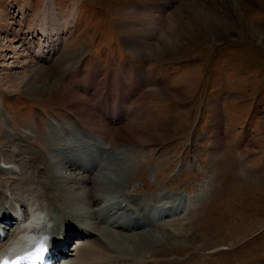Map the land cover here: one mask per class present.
Listing matches in <instances>:
<instances>
[{
  "label": "rangeland",
  "instance_id": "374dc122",
  "mask_svg": "<svg viewBox=\"0 0 264 264\" xmlns=\"http://www.w3.org/2000/svg\"><path fill=\"white\" fill-rule=\"evenodd\" d=\"M149 1L0 0V204L13 205L12 189L23 171V177L33 172L28 156L34 153L42 169L52 164L63 176L81 171L96 181L91 194L100 201L77 205L71 223L113 231L93 236L103 234L100 240L129 264H264V0H232L230 11L231 0L199 1L219 20L181 9L173 22L184 1L160 2L163 8L143 15L146 21L157 16L150 27L137 18L155 6ZM31 24L40 35L33 36ZM151 28L150 40L130 42ZM169 38L180 47L160 51ZM11 43L27 54L26 67L23 57L11 59ZM37 67L98 111L112 129L108 141L84 124L78 128L90 135L78 130L74 103L14 92L12 83ZM142 134L149 142L139 140ZM53 144L68 148L50 150ZM65 150L82 155V169L61 168L57 155ZM5 163H15L16 174L3 171ZM84 183L65 184L87 189ZM179 196L199 198V208L187 215ZM175 201L182 214L143 227L155 240L133 249L127 239H116L139 231L123 214L133 218L131 204L153 218L154 207ZM85 231L67 240L66 252L81 248Z\"/></svg>",
  "mask_w": 264,
  "mask_h": 264
},
{
  "label": "bare ground",
  "instance_id": "6f19581e",
  "mask_svg": "<svg viewBox=\"0 0 264 264\" xmlns=\"http://www.w3.org/2000/svg\"><path fill=\"white\" fill-rule=\"evenodd\" d=\"M153 1L158 4L154 3L155 6L151 5L150 7L144 10L143 14L137 16V18L140 17V19L142 20L141 23L145 25L147 24V22L150 23L149 27L154 24L153 23L154 18L157 19V16H153V17L150 16L149 20L146 21L143 15H145L146 13L152 15L155 9L159 10L161 9V7L163 8L164 5L161 7L159 6L160 2H164L165 4L170 5L169 2L172 0H153ZM183 1H184V6L177 8V10H175L176 12L173 13L172 22L177 20L176 17L179 18V11L181 9H185L192 12L194 18L197 19L199 18L204 19L207 17L217 18L214 15V13L207 11L204 8H201L197 3L199 1L201 2L204 1L206 2V4L218 5L219 3H217L215 0H198V1L183 0ZM149 3H153V2L149 1L148 4ZM228 3L229 6L226 7L225 10L228 9V11H230L235 7V5L233 4L232 0L229 1ZM233 11L234 10H232V12ZM135 16L133 17V19L136 20ZM217 19L219 20V17ZM44 28H46V25H44ZM44 28H42L41 31L47 37L48 32ZM153 30L154 29L151 28L146 30V32L144 31L145 37H140L138 35L129 38L130 42L132 44L133 42L138 44L144 38L146 40L148 39L150 40V38L148 37L149 35L153 37L155 36ZM254 32L258 34L257 31ZM143 34L144 33H142V35ZM130 35H132V33ZM167 40L168 42L166 45H164L163 43V46L161 48L159 47L161 49L160 51L165 49V47L167 46H176V45L179 46V40H174L173 38H169ZM207 40H209V38ZM10 48H12V53H13L12 58L10 57L11 59H13L14 57H17L16 59L22 57L24 60L28 59L26 58V56H24L27 55L25 52H23L22 55L17 52V50L18 51L21 50V47L19 48V46L18 47L13 46ZM18 54H20V56ZM27 63L28 61L25 60L23 63V67H26ZM15 86L16 89L14 90V92L17 94L23 92L24 94H27V96L31 95L34 96L35 98L54 99L63 102L62 104L65 103V105L74 103L72 105L76 107V110H74L75 112L73 113L76 115L81 114L80 116L81 120H78V117L76 115L72 116L74 117L73 120L77 122V127L78 125L81 127V124H84L86 125V127L90 128L93 131V133L97 135V137H99L101 140L105 142L108 141L107 137L110 134V132H112V129H108L106 125L102 123L104 120L101 122L96 117V115L93 112L95 109L94 110H92L91 108L87 109L86 106H84V104L86 103L80 102L81 100H78L79 98H77V95L75 93L67 90L65 88V85L60 83L55 77L49 74L48 70H46L45 68L37 67L36 69H33L31 71L26 70L21 79L19 80L17 79L14 83H12V87L14 88ZM66 101L69 103H66ZM109 108L110 106H107L106 109H103L104 111H100V112L104 113L105 115L109 110H111ZM95 111L98 112L97 110ZM62 129L63 131L70 133L69 129L65 127H62ZM84 131H86V129ZM51 134L53 133L51 132ZM139 140H144L145 142H149V139L145 138L143 134L140 136ZM113 142H119V141H117V139L114 138ZM137 144H143V143H137ZM64 145L67 147H61L53 144L52 145L53 147L50 146V150L54 149V147L61 149L68 148V144H64ZM31 154L32 155L30 157L28 156V164L30 168L33 167L34 169L31 175L28 177H23L25 174H27L23 171L24 169L22 170L23 173L22 174L20 173L21 180L19 179L20 181L17 182L18 184L16 183V185L12 189V200L14 201L13 203L14 205H12L10 207V210L8 211L9 206L7 207L6 206L7 204L5 205L6 207H3L4 202L0 204V223L5 226L4 228L0 226V229H3V232H5V230L7 229L6 233L0 232V253L5 251L7 248L13 249L16 248L17 245H22V244L26 245L28 243H31V241L34 239V236H32L33 234L35 235V237H37L38 234H41L43 231L46 230L52 237L51 239L54 244V247L58 249V254H59L58 259L63 261L62 264H129L128 259H124L125 257L124 255H122L123 253H120L109 242L107 241L103 242L102 240H100L101 238H104L103 234L98 237L93 236V234L96 231L97 233L102 232L108 235L109 233H114L113 231H109V229L107 230L105 227L101 228V225L99 223H97L96 226H91L90 231L89 230L85 231V228H83L82 226H78L77 224L76 226L75 224L71 223V220L76 221L75 219H78L74 214L77 210L76 207L77 205H83L84 203L87 202L88 199L89 201L87 203L90 206H93L100 201V199H96L94 195H92L97 189L96 181L94 179H91L86 173H82L81 171L79 172L74 171L73 172L74 176L73 175L63 176V174L56 172L55 167L52 168L51 166L52 164L42 169L39 165L40 160L38 159V157L34 153ZM81 156L78 153L77 154L69 153L66 152L65 150L62 155L61 154L57 155V159H59L60 162H63V164H61L60 166L62 169H64V171H73L76 165H78V167H80L81 169L83 168L82 165H84L83 164L84 158H80ZM69 157H71L70 159L71 161H68ZM6 165L7 166H5L2 169L3 171L7 172L8 174H16L18 170L16 168L15 163L13 165H11V163ZM33 179H35V181H39L38 182L39 184L38 185H36L37 183L33 184L34 181ZM24 180L26 182V185L22 187ZM68 181L73 182L75 184H85L84 182H86L90 186H88L87 189L85 187L86 185L82 187L83 189H75V188L69 189L67 187L68 184H65ZM190 198L185 199L184 201L185 209L183 210V212L187 211L188 214L194 212V210L199 206L198 205L199 198L198 199L193 197ZM167 205L168 203L163 204L159 209V211L158 212L156 211V216L157 215L163 216L166 212ZM18 207L20 208V212L18 210ZM23 208H25L26 213L25 210H23ZM130 211L132 213L131 215H133V218H131V216H127L126 212L123 213L126 217L130 218L127 219L128 221L127 224L130 225V229H138L139 230L138 232L140 233L138 232H134L135 234L117 233L116 239H118L119 237H121L122 239H127V242L132 244L131 247H133V249H138L140 247H144L145 245H147V243L150 240H155L156 234L151 233L150 231L147 230V228H143L146 227L149 223H151L149 218L150 212H148L147 209H142V210L131 209ZM171 211L167 213H170ZM21 212H23L24 214V220H21L22 218ZM30 213H33V215L29 216ZM47 216H50L49 220L47 219ZM166 217L168 216H165V218ZM165 218H162L161 220ZM8 222H10V224H8ZM41 223L44 224L37 233L34 231V229L33 230L30 229L34 226H38ZM28 224H30V226L32 227L30 226L28 227ZM76 231H81V232L85 231V233L82 234V238L78 240L79 244L77 247H79V245L81 244V248L80 249L76 248L75 250L77 252L75 251L76 252L75 254L70 253L69 251L66 252L67 249L65 248V246L67 245V240H70L71 236H73ZM134 237H136L137 241L132 240V238ZM138 264H148V263H138Z\"/></svg>",
  "mask_w": 264,
  "mask_h": 264
},
{
  "label": "snow or ice",
  "instance_id": "6c2138e0",
  "mask_svg": "<svg viewBox=\"0 0 264 264\" xmlns=\"http://www.w3.org/2000/svg\"><path fill=\"white\" fill-rule=\"evenodd\" d=\"M48 245H49V238L46 236L42 240H40L38 243L29 245L30 247H36L35 254L31 255L30 257H21V259H36L43 261L45 257V253L48 251ZM2 264H10L8 260H4Z\"/></svg>",
  "mask_w": 264,
  "mask_h": 264
}]
</instances>
